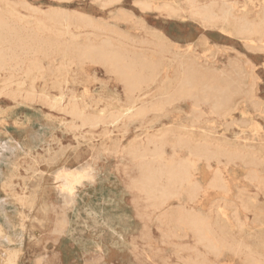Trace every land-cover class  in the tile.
Instances as JSON below:
<instances>
[{"label":"rangeland","instance_id":"1","mask_svg":"<svg viewBox=\"0 0 264 264\" xmlns=\"http://www.w3.org/2000/svg\"><path fill=\"white\" fill-rule=\"evenodd\" d=\"M192 1L209 2L0 0L52 49L0 72V264H264V29L205 25ZM216 1L247 19L264 4ZM107 39L155 65L132 94L106 65L76 56ZM189 61L228 89L223 106L170 96ZM144 162L190 163L194 188L177 184L162 202L142 188ZM79 170L69 194L60 176Z\"/></svg>","mask_w":264,"mask_h":264},{"label":"bare ground","instance_id":"2","mask_svg":"<svg viewBox=\"0 0 264 264\" xmlns=\"http://www.w3.org/2000/svg\"><path fill=\"white\" fill-rule=\"evenodd\" d=\"M190 6L194 17L198 18L203 24L219 27L225 32H229L228 26H232L235 34L238 35L256 33L261 34V31L264 29V4L260 8V13L255 19H247L245 17L237 16L234 13L233 7L226 5L223 2L218 3L216 0H209V2L204 4H197L196 2L192 1L190 2ZM9 14L10 13L0 11V72L7 70L8 68L18 67V65L23 61V57L27 58L34 55L47 56L49 50H52L50 47H48L46 37L39 34L32 26H24L15 23ZM46 18L52 22H69L67 16L60 13H52L47 15ZM63 54H67V51L63 50L62 55ZM76 56L80 59H88L91 62L102 63L106 65V67L121 77L125 83L128 93L131 94L139 88L140 82L143 81L147 74L149 73V77H151L155 70L154 63L141 57V55L137 53L127 54L114 49L110 39H107L105 42L100 44H90L82 48H78L76 49ZM252 66L254 69V65ZM201 73L200 67H198L194 62H186L176 89L174 93L172 92L170 94V96L173 95L176 97H184L193 96L198 93L201 97H203L202 99H205L204 97H210L213 105L216 108L221 106L223 104L224 96L228 92L226 90L228 89L217 85L218 83H213V81L210 79L202 76ZM214 106L212 109H214ZM132 107L133 105L128 107L126 109L127 112L133 113V111L130 110ZM257 108L259 107L257 106ZM142 110L143 109L140 107L135 109L134 112H140ZM70 112L81 118L83 116V114L75 106L71 107ZM164 167V165L154 166L151 163H143L141 179L143 190L153 194L154 196L160 198L162 202H164V199L168 195L170 196L172 194V190L177 184H184L188 187L190 186L191 188H194V185L191 182L190 163L180 162L175 165H168L167 168ZM162 173L167 176L166 178L170 183L169 187H158V181ZM85 176V170L72 171L60 176L62 179L63 190L71 194L75 184L80 183L81 179H83ZM187 218L188 219L185 220L191 226H193L194 230L203 239H207L208 245L214 246L212 245L213 243H211V241L205 236V234L208 233V225L201 219L191 216Z\"/></svg>","mask_w":264,"mask_h":264}]
</instances>
